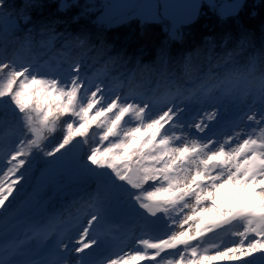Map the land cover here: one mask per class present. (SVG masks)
I'll return each mask as SVG.
<instances>
[{
  "label": "snow or ice",
  "instance_id": "obj_1",
  "mask_svg": "<svg viewBox=\"0 0 264 264\" xmlns=\"http://www.w3.org/2000/svg\"><path fill=\"white\" fill-rule=\"evenodd\" d=\"M30 6L26 3L25 9ZM240 6L237 2L232 10ZM140 7L147 10L146 16L159 15L158 5ZM182 7L189 15L196 11L195 4ZM21 18L25 23L29 20L23 11H8L5 0H0V28L4 32L17 29ZM81 69L79 61L52 68L0 59L4 81L0 84V108L15 105L28 130L21 131L0 158V264H41L27 258L25 245L33 236L47 239L53 233L57 239L50 250L52 259L44 264H102L92 250L107 244V200L114 192L126 193L151 217L175 210L183 213V218L176 221L170 217L179 224V231L164 225V235L141 237L142 247L115 259L109 257L105 264H213L223 259L255 264V259H250L254 254L264 257V77L253 81L245 73L229 74L213 86L217 95H209L212 88L205 83L193 81L187 93L177 89L157 100H138L136 95H121L103 81H94ZM202 90L203 99L197 96ZM225 99L247 100V104L231 122V132L219 138L215 131L209 134L206 130L217 118L216 105ZM204 100L212 103V110L199 111L187 122L182 120L190 103ZM62 118L66 134L53 148L43 151L45 133L55 131ZM189 126L208 134L191 138L190 131L184 133ZM177 130L181 134L177 135ZM90 137L93 141L98 137L96 142L101 144L107 142L103 148L90 147L81 164L97 181L96 196L89 205L92 211L77 217L71 229L60 228L56 218L37 221L29 224L24 239L19 238L24 222L18 218L21 209L14 210L12 205L16 193L23 192L21 184L32 150L43 151L47 162L60 166ZM233 225L240 226L231 232L238 239L223 250L217 244L210 245L217 249L215 255H208L207 248L200 252L199 243L193 245L209 233ZM72 230L74 234H70ZM181 247L176 261L162 256Z\"/></svg>",
  "mask_w": 264,
  "mask_h": 264
},
{
  "label": "trees",
  "instance_id": "obj_2",
  "mask_svg": "<svg viewBox=\"0 0 264 264\" xmlns=\"http://www.w3.org/2000/svg\"><path fill=\"white\" fill-rule=\"evenodd\" d=\"M5 3L8 11L14 14L23 11L29 20L25 23L18 19V27L13 31L4 32L0 28V59L46 64L52 68L79 61L82 72L89 78L103 81V85L121 95H136L138 100H157L177 89L187 93L193 81L205 83L212 88L209 95H217L213 86L229 74L238 75L253 68L257 74L264 72V0H242L239 9L229 13L203 0L197 18L188 25L172 24L159 11V19L132 17L110 26L95 22L97 12L87 10L91 4L99 6V0L95 3L66 0V7L59 0H5ZM26 3L31 6L25 9ZM178 36H183V42L175 41ZM189 58L190 65L186 66ZM197 96L203 99V90ZM246 101L237 105H246ZM64 119L55 131L49 132V141L45 140L47 136L43 139V151L53 148L66 134ZM21 131L28 132L18 110L12 104L0 108V158ZM96 141L90 137L87 144H78L75 176L60 172L56 163L47 162L49 158L43 156V151L32 150L27 176L21 184L23 192L16 193L12 205L14 210L21 209L18 218L24 222L19 238L24 239L29 224L37 221L56 218L61 222L60 228L71 229L77 217L92 211L89 205L96 196L97 181L82 170L81 164L90 147L103 148L107 143ZM50 168L55 169L53 179H49ZM135 206L126 193L114 192L108 197L106 237L120 248L129 246L135 235L142 238L164 235L163 226L173 229L176 223L171 218L176 221L179 218L177 212L169 217L161 213L160 222L165 224L149 225L152 218ZM39 238L33 236L25 248L27 258L44 264L51 258L50 250L57 234Z\"/></svg>",
  "mask_w": 264,
  "mask_h": 264
},
{
  "label": "rangeland",
  "instance_id": "obj_3",
  "mask_svg": "<svg viewBox=\"0 0 264 264\" xmlns=\"http://www.w3.org/2000/svg\"><path fill=\"white\" fill-rule=\"evenodd\" d=\"M59 1L61 3V6L66 4V0H59ZM89 1H92V3H95V0H89ZM204 1L208 2L211 6H216L218 8V10L223 12V13H229V12H233L232 6L237 4V2L241 3L242 0H204ZM101 2L99 0V3H100L99 6L91 4V6H88L87 10L89 9L91 11L93 10V11L97 12L96 19H94V21L97 22L98 24H101L104 26H110L113 24H118V23L126 21L132 17H138L142 20H144V19H159L161 17L160 14L156 15V16H146L145 13L147 10L145 8L140 7L142 5H148V4L158 5V0H101ZM108 6H111V7H108ZM85 9L86 8H84V10ZM159 11H160V9L158 8V12ZM160 13H161V11H160ZM208 102L209 101L204 100L203 103L189 104V107L185 110V112L182 116V120L187 122L192 117L196 116L199 111H202L205 109L212 110L213 106H212V104H210ZM237 102L223 100V102L216 105V107L219 109V112H218L216 120L213 121L212 124L210 125L209 129L206 130L209 132V134H211V132L215 131L217 133L218 137L222 138L223 133L231 132V122L233 120H235V118L237 117L236 114L239 113L238 115H240L243 111L246 110V105L242 104L241 106H238ZM246 104H247V101H246ZM13 106H14V109H16L15 105H13ZM16 110H18V109H16ZM235 112H237V113H235ZM34 115H35V113H34ZM234 116H236V117H234ZM189 131L191 133V138H202V137H206L208 134V133H198L195 129H192L191 126H189V128L184 129L185 134H187ZM176 134L179 135L181 133L179 130H177ZM46 136H47V138H46ZM44 138H46L45 140L49 141L50 140V133L46 132ZM214 138H217V137H214ZM79 151H80V148H78V145H77L75 150H74V153H70L68 156L65 157V163H63L60 166H57V168L60 169V172L63 171L64 173H67V174L70 173L74 176L76 175L75 168L78 166V161L76 159H77V155L79 154ZM56 165H57V163H56ZM50 172H52V175L48 174L49 179H53L54 175H55V169L50 168ZM56 181H58V178L56 179ZM145 187H147V185H145ZM135 207L137 208L138 205ZM138 211L141 212L140 209ZM186 211L187 210H185V212ZM174 212H176V211L170 210L169 213H167V214L163 213V214L165 215V217H169ZM160 215H161V213H158L157 217H151L149 215L148 216L150 218H152V221H155V225L160 226V225L165 224L164 222H160V219H159ZM178 217H179L178 218V221H179L180 219L183 218V213H179ZM239 227H240L239 225H233V226L227 227L225 229H218L214 233H209L202 241H194L193 245H196L197 243H199L200 244V248H199L200 252H203V250L205 248H207L208 249V253H207L208 255H215L217 249L210 247V245L217 244V245H219L220 250H223L225 246H231L232 243L238 239L237 237H233L231 235V232L237 230ZM173 230H175V231L180 230L178 223L175 224ZM134 237L135 238H133L134 240H132V243L129 244V246H127L125 248H120V246L116 242H112V240H110L109 238L107 239V237H106L107 244H106L105 248L103 247V245H101L100 247L94 248L92 250L93 252L97 253V256L95 257V259H97L98 261H101L102 264H105L107 258H109V257L115 259L119 255H123L125 253H130V252L134 251L135 248L141 247L140 245H138V241L141 238V236L135 235ZM143 238H145V237H143ZM150 238L151 237H146L145 239H150ZM38 239H41V238L38 237ZM34 247L35 246H33V248ZM121 250H123V251H121ZM180 250H182V247ZM180 250H169L168 254L171 252H173V253L165 256V260H173V261L178 260L179 256H178L177 252ZM41 251L44 252L43 247L41 248ZM151 251L152 250H149V252H151ZM31 253H34V252H31ZM186 255H188V254H186ZM162 256H163V253H162ZM50 259H52V257ZM250 259H255V264L258 262H263L261 264H264V257H262L261 254H259V253L254 254V258H250ZM143 262H147V261H143ZM42 263H44V262H42ZM213 264H235V262L229 261L227 259H223V260L214 261ZM239 264H248V261L239 262Z\"/></svg>",
  "mask_w": 264,
  "mask_h": 264
},
{
  "label": "water",
  "instance_id": "obj_4",
  "mask_svg": "<svg viewBox=\"0 0 264 264\" xmlns=\"http://www.w3.org/2000/svg\"><path fill=\"white\" fill-rule=\"evenodd\" d=\"M188 4L196 5V11L194 14H186V9H180V7ZM201 4L202 0H158V6L163 17L168 22L177 25H188L193 22L200 12ZM166 5H173V7L166 9Z\"/></svg>",
  "mask_w": 264,
  "mask_h": 264
},
{
  "label": "clouds",
  "instance_id": "obj_5",
  "mask_svg": "<svg viewBox=\"0 0 264 264\" xmlns=\"http://www.w3.org/2000/svg\"><path fill=\"white\" fill-rule=\"evenodd\" d=\"M175 41L177 43L183 42V36H178L175 38ZM250 80H259L261 77H264V72H261L260 74H257L256 70L253 69H249L246 73H245Z\"/></svg>",
  "mask_w": 264,
  "mask_h": 264
},
{
  "label": "bare ground",
  "instance_id": "obj_6",
  "mask_svg": "<svg viewBox=\"0 0 264 264\" xmlns=\"http://www.w3.org/2000/svg\"><path fill=\"white\" fill-rule=\"evenodd\" d=\"M182 8L185 9L184 7H180V9H182ZM185 15H186V14H185Z\"/></svg>",
  "mask_w": 264,
  "mask_h": 264
}]
</instances>
